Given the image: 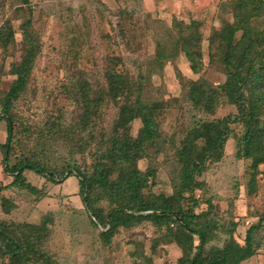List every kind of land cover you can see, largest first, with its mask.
Segmentation results:
<instances>
[{
	"label": "trees",
	"instance_id": "1",
	"mask_svg": "<svg viewBox=\"0 0 264 264\" xmlns=\"http://www.w3.org/2000/svg\"><path fill=\"white\" fill-rule=\"evenodd\" d=\"M33 1L0 0V8L11 12L0 25V79L8 71L15 75L9 89H0V118L7 122L8 134L0 147L5 169L13 176L9 184L0 186L3 210L10 212L17 206L13 198L2 194L10 186L41 192L27 180L25 170L61 182L76 175L78 194L104 244H111L122 228H152L150 253L137 243L133 264H156L152 254L161 243L179 247L181 255L174 264H241L256 254V231L262 227L264 212L247 229L242 242L236 236L238 221L220 218L211 199H207L206 208L199 209L197 190L205 192L201 176L223 158L233 133L237 157L248 160L250 193L255 192L257 177L263 173L264 0L230 1L232 20L213 27L207 37L209 62L224 70L226 79L219 83L204 76L191 80L187 98L195 109L209 114L226 105H233L236 111L197 120L183 132L175 150L177 179L171 194L154 192L156 169L139 166L149 149L163 146L160 117L165 106L144 97V78L121 67L123 61L118 57L111 58L103 81L96 86L87 79L72 85L68 94L76 107L71 113L53 112L46 119L47 129L41 136L62 141L67 149L62 164H51L36 150L22 152L11 162L16 153L15 103L27 90L41 50L34 29ZM21 18L23 53L20 61H10L7 69L17 44L13 20ZM203 39L201 20L174 19L167 38L157 42L152 64L163 67L183 55L192 71L199 73L204 66ZM108 102H114L118 111L111 127L105 128L103 110ZM136 120L140 127L134 134ZM233 125L240 130L236 132ZM78 154L82 156L80 164L75 159ZM55 221L54 211L45 213L38 223L0 221V264H58L47 247Z\"/></svg>",
	"mask_w": 264,
	"mask_h": 264
},
{
	"label": "rangeland",
	"instance_id": "2",
	"mask_svg": "<svg viewBox=\"0 0 264 264\" xmlns=\"http://www.w3.org/2000/svg\"><path fill=\"white\" fill-rule=\"evenodd\" d=\"M230 1L34 0V29L41 50L27 90L15 103L16 153L11 157V162H15L22 152L36 150L51 164H62L67 155L62 141L41 136L44 128L47 129L46 119L53 112L71 113L76 107L68 94L72 85L87 79L96 86L103 81L111 58L118 57L123 61L121 67L136 77L144 78V97L161 101L165 106L160 117L163 146L160 150L149 149L139 166L142 169L149 166L156 169L154 192L171 194L177 179L175 150L183 132L197 120H211L236 111L233 105H226L216 113L209 114L195 109L187 98V87L191 80L204 76L219 83L226 79L224 70L209 62L207 37L213 27H219L225 20H232ZM9 14L11 12L0 8V25ZM174 19L185 22L198 19L203 23L201 48L204 66L199 73L192 71L183 55L167 61L163 67L152 64L157 42L167 38ZM22 20H13L17 44L15 54L7 60V69L9 62H19L23 53ZM14 78L15 75L9 71L3 74L0 89H9ZM117 111L114 102L106 104L103 127H111ZM139 127L140 120H136L134 134ZM233 127L236 132L240 130L239 126ZM7 135V122L0 118V143L6 141ZM236 143L233 133L226 142L223 158L212 163L201 176L206 182L205 192L197 190V194L201 200L199 209L206 208L207 199H211L220 218L238 221L236 236L243 242L247 229L264 212V164L261 165L263 173L257 177L256 190L250 193L248 160L237 157ZM3 158L0 147V186L13 180L5 169ZM75 159L80 164L82 156L78 154ZM24 174L41 192L34 193L16 186L4 189L2 194L13 198L17 206L5 212L0 198V221L7 224L23 221L38 223L45 213L54 211L56 221L47 247L58 264H133L132 252L139 242L150 253L151 227L122 228L111 244L102 242L100 229L92 224L78 194L79 178L76 175L61 182L49 180L32 170H25ZM256 239L259 249L241 264H264V222L256 231ZM180 255L176 244L161 243L152 257L156 264H174Z\"/></svg>",
	"mask_w": 264,
	"mask_h": 264
}]
</instances>
